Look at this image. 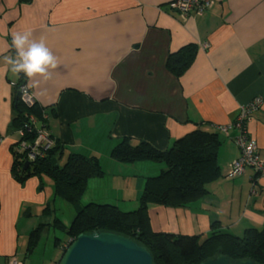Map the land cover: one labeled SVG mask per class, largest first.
<instances>
[{
  "label": "crops",
  "instance_id": "0c3cea01",
  "mask_svg": "<svg viewBox=\"0 0 264 264\" xmlns=\"http://www.w3.org/2000/svg\"><path fill=\"white\" fill-rule=\"evenodd\" d=\"M214 1L202 16L184 17L168 8L171 0H0V264L13 257L23 264H58L71 241L56 238L59 257L53 249L40 258L45 234L59 230L55 220L70 227L58 217L57 206L65 201L55 196L50 177L20 183L12 173V148L20 140L12 128V83L22 73H13L5 58L16 55L15 33L31 32L30 39L42 40L57 58L50 75L26 78L61 147L58 165L81 154L97 158L104 172L88 181L82 204L136 211L147 180L167 168L114 160L111 153L123 139L164 151L204 130L219 135V178L207 185L206 195L183 207L150 205L151 230L203 241L213 225L236 237L264 227V172L249 168L229 179L231 164L241 156L239 132L220 130L254 99H264V0ZM189 44L198 46V55L178 79L167 61ZM247 129L264 161V103Z\"/></svg>",
  "mask_w": 264,
  "mask_h": 264
},
{
  "label": "trees",
  "instance_id": "16d2710c",
  "mask_svg": "<svg viewBox=\"0 0 264 264\" xmlns=\"http://www.w3.org/2000/svg\"><path fill=\"white\" fill-rule=\"evenodd\" d=\"M198 51L196 44H189L171 54L167 61L168 71L178 79L183 77L194 64ZM26 83L27 78L22 73L13 86L16 117L12 128L16 131L29 123L31 116L45 126L44 110L38 103L29 107L21 99L19 88ZM16 146L12 148L14 178L22 183L31 177H50L55 184V196L75 209L76 215L69 228L60 220L53 224L71 240L68 246L81 234L107 231L130 237L145 246L153 254L155 264H201L218 252L231 260L251 259L264 264V227L246 230L243 237H236L218 231L213 225V232L204 241L195 236L154 233L150 228V205L183 207L206 195L207 185L219 178L217 133L197 130L164 151L147 142L132 145L128 138L123 139L111 153L114 160L123 163L154 161L167 167L159 176L147 180L139 208L127 213L112 205L82 204L88 181L104 174L97 158L71 154L66 163L59 166L57 157L61 147L55 143L44 159L31 163L24 170L27 161L15 152ZM41 230L34 232L29 252L34 249Z\"/></svg>",
  "mask_w": 264,
  "mask_h": 264
},
{
  "label": "built area",
  "instance_id": "2783aa9c",
  "mask_svg": "<svg viewBox=\"0 0 264 264\" xmlns=\"http://www.w3.org/2000/svg\"><path fill=\"white\" fill-rule=\"evenodd\" d=\"M214 4V0H171L168 8L184 17H190L191 15L202 16L205 12L212 9ZM12 86H15V83H12ZM19 92L24 104L29 107L35 105L36 100L28 83L20 85ZM263 103V98L254 99L242 108L234 124L220 128L226 134H229L234 129L239 132L235 138V142L241 150V156L231 164L228 174L229 179L241 176L249 168L255 169L258 172H264V161L261 160L258 154L257 143L251 139L247 129L252 114L258 111ZM37 123V119L31 116L30 122L17 131L20 141L17 142L15 152L18 155L24 156L23 158L30 164L44 159L55 145V140L46 126L37 127ZM8 264L23 263L16 257H13Z\"/></svg>",
  "mask_w": 264,
  "mask_h": 264
},
{
  "label": "water",
  "instance_id": "95a60500",
  "mask_svg": "<svg viewBox=\"0 0 264 264\" xmlns=\"http://www.w3.org/2000/svg\"><path fill=\"white\" fill-rule=\"evenodd\" d=\"M31 166L25 163L24 170ZM58 264H155L153 254L134 239L107 231L79 235ZM201 264H259L251 259L231 260L222 252Z\"/></svg>",
  "mask_w": 264,
  "mask_h": 264
},
{
  "label": "clouds",
  "instance_id": "9594fccd",
  "mask_svg": "<svg viewBox=\"0 0 264 264\" xmlns=\"http://www.w3.org/2000/svg\"><path fill=\"white\" fill-rule=\"evenodd\" d=\"M31 32L15 33L11 45L16 50L14 58H5L13 73H23L27 78L48 76L49 70L57 67V58L41 40L30 39Z\"/></svg>",
  "mask_w": 264,
  "mask_h": 264
},
{
  "label": "rangeland",
  "instance_id": "374dc122",
  "mask_svg": "<svg viewBox=\"0 0 264 264\" xmlns=\"http://www.w3.org/2000/svg\"><path fill=\"white\" fill-rule=\"evenodd\" d=\"M61 204L63 205L59 206L60 208L57 206V209H59L58 217L62 219V221L67 227H69L76 215V212L70 205L66 204L65 202H61ZM56 238L60 239L62 242H65L67 240V235L65 232L61 230L58 231L51 230L50 233H46L45 236L43 237V240L40 243L41 246L39 251V256H41L40 258H43L44 255H46L47 257L49 253L53 251V249H54V253L58 255L57 257H59L60 253L58 251H55V248L53 247Z\"/></svg>",
  "mask_w": 264,
  "mask_h": 264
}]
</instances>
